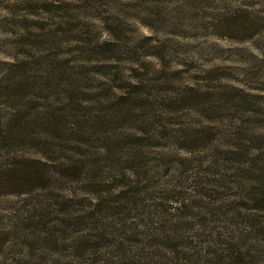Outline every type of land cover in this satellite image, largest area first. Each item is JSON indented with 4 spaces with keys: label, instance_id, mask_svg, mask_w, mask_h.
Here are the masks:
<instances>
[{
    "label": "rangeland",
    "instance_id": "rangeland-1",
    "mask_svg": "<svg viewBox=\"0 0 264 264\" xmlns=\"http://www.w3.org/2000/svg\"><path fill=\"white\" fill-rule=\"evenodd\" d=\"M9 165L47 179L0 189V264H79V237L144 235L176 191L187 228L214 203L210 251L264 264V0H0Z\"/></svg>",
    "mask_w": 264,
    "mask_h": 264
},
{
    "label": "trees",
    "instance_id": "trees-1",
    "mask_svg": "<svg viewBox=\"0 0 264 264\" xmlns=\"http://www.w3.org/2000/svg\"><path fill=\"white\" fill-rule=\"evenodd\" d=\"M8 126L10 128L11 123ZM39 170H36L31 178L23 183L16 177L13 178V166H7L0 172V189L2 193L13 194L14 191L15 193L24 194L26 190H23L22 187L27 184L34 185L36 188L40 187V183L47 178L45 173L43 171L39 172ZM172 194L174 197L169 200L170 204L168 206H164V199L158 197L159 203L154 204L155 213L153 218L148 219L143 225L144 235L137 233L133 234L135 238H128L125 233L128 229H126L125 224H121L122 229L118 231L120 232L119 236H115L116 239L113 241L106 232L102 234L96 232V234L91 233L79 237L73 248L72 263L239 264L243 256H247V254L244 255L242 250L234 246H225V248H217V250L210 247L211 251L208 249V243L218 246L224 244L223 241L228 239L221 231V220L213 218L215 216L214 203L202 207L200 205L198 211L202 213L197 218H200L201 223H196L195 226L192 223L191 227L187 228L179 222L177 215L180 212L187 211L185 218H192L193 210L189 209V200L185 196L183 197L180 192L176 191ZM260 201L264 203V199ZM148 207L150 206L148 205ZM84 231L81 229V232ZM209 238L212 240H208ZM203 239L204 241H199ZM205 241L207 249L205 251L200 250L199 244L205 243ZM49 264L71 263L58 260V262H49Z\"/></svg>",
    "mask_w": 264,
    "mask_h": 264
}]
</instances>
